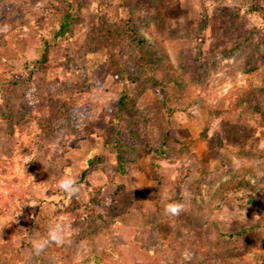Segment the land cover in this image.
I'll return each instance as SVG.
<instances>
[{
    "label": "rangeland",
    "instance_id": "1",
    "mask_svg": "<svg viewBox=\"0 0 264 264\" xmlns=\"http://www.w3.org/2000/svg\"><path fill=\"white\" fill-rule=\"evenodd\" d=\"M66 1L78 21L56 38L49 22ZM104 15L134 21L144 47L126 57L106 42ZM44 40L49 52L40 63ZM151 74L163 80L175 110L177 140L165 154L156 94L146 89L129 110L119 107V97L133 96ZM0 76L18 82L12 128L0 135V264L264 259V210L236 200L264 201V0H7L0 13ZM78 83L82 93L73 91ZM54 102L83 114L73 131L62 128L42 142L34 116ZM67 175L79 188L75 200L85 205L96 198V214L105 219L87 235L75 234L76 216L57 207L65 194L58 182ZM118 189L124 212L106 218ZM169 202L183 205L180 215L165 214ZM58 219L69 225L64 244L34 254L33 241ZM241 229L244 236L229 237ZM210 231L222 236L210 239Z\"/></svg>",
    "mask_w": 264,
    "mask_h": 264
},
{
    "label": "trees",
    "instance_id": "2",
    "mask_svg": "<svg viewBox=\"0 0 264 264\" xmlns=\"http://www.w3.org/2000/svg\"><path fill=\"white\" fill-rule=\"evenodd\" d=\"M7 0H0V13L3 7L6 6ZM73 3L61 2L57 5L52 13L49 25L52 33L56 38L66 36L71 32V28L78 21L73 17ZM201 24L198 29V37L196 43L195 57L199 69L196 73L199 75L202 69V47L204 45V34L208 25V17L206 11L201 14ZM101 31L106 42H111L117 49L121 51L126 57H129L135 50H141L145 45V40L142 36L139 26L131 19L121 18L118 20H110L105 15L101 18ZM44 50L41 55L40 63L47 61L49 44L44 40ZM84 81V80H83ZM18 87L16 80H9L0 76V135L10 131L12 128V115L14 111V91ZM82 83L74 85L73 91L75 93H82ZM152 90L156 96L157 101L154 104V110L159 116V119L163 122L162 132L160 134L162 154H165L168 147L176 142L174 136V128L172 127V117L174 115V108L171 105L169 96L164 88L163 80L156 75H149L142 78L140 86L137 88L133 96H127L122 94L119 97V107L122 111H127L135 104L136 100L140 97L144 90ZM83 114V109L72 107L65 103H49L48 108L44 113H39L34 116L39 129V137L42 142H45L46 137L55 133L62 128H69L73 131V123H75L80 115ZM117 163L119 168L122 167V158L118 157ZM123 190L118 189L111 196V203L106 208V218H114L120 216L124 212L123 208ZM239 203L249 206L258 210H264V201L252 195H241L236 199ZM97 199L93 198L85 205L77 202L72 196L69 198L66 194L62 195L57 203L58 209H61L64 213L76 216L77 220L71 226L73 232L82 230L83 235H87L88 232L97 230L101 225H105V219L96 214L95 205ZM82 211L83 215L79 212ZM31 223L33 221L31 220ZM215 233V234H214ZM245 230L241 229L240 232L229 236L231 239H238L244 236ZM222 233H211L210 239L221 237ZM212 241V240H211ZM258 264H264V259Z\"/></svg>",
    "mask_w": 264,
    "mask_h": 264
},
{
    "label": "clouds",
    "instance_id": "3",
    "mask_svg": "<svg viewBox=\"0 0 264 264\" xmlns=\"http://www.w3.org/2000/svg\"><path fill=\"white\" fill-rule=\"evenodd\" d=\"M58 187L69 198L76 195L79 191L76 179L71 175L61 177L58 182ZM182 211L183 205L177 202H169L164 207V212L168 216H178ZM68 227V222L64 219H58L50 224L46 234L33 241L32 248L34 254L39 255L53 244L57 246L63 245ZM183 256L186 260L191 258V254L187 251L183 253Z\"/></svg>",
    "mask_w": 264,
    "mask_h": 264
}]
</instances>
